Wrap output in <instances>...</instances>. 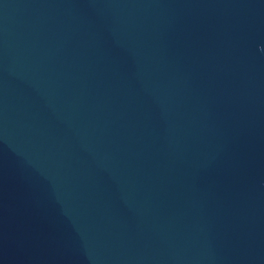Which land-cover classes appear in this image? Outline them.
Returning a JSON list of instances; mask_svg holds the SVG:
<instances>
[{
    "label": "water",
    "instance_id": "1",
    "mask_svg": "<svg viewBox=\"0 0 264 264\" xmlns=\"http://www.w3.org/2000/svg\"><path fill=\"white\" fill-rule=\"evenodd\" d=\"M0 264H264V0H0Z\"/></svg>",
    "mask_w": 264,
    "mask_h": 264
}]
</instances>
